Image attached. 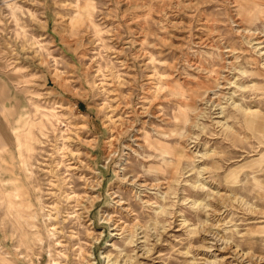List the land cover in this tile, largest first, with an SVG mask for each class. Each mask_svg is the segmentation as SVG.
Here are the masks:
<instances>
[{
  "label": "rangeland",
  "instance_id": "rangeland-1",
  "mask_svg": "<svg viewBox=\"0 0 264 264\" xmlns=\"http://www.w3.org/2000/svg\"><path fill=\"white\" fill-rule=\"evenodd\" d=\"M0 264H264V0H0Z\"/></svg>",
  "mask_w": 264,
  "mask_h": 264
},
{
  "label": "crops",
  "instance_id": "crops-1",
  "mask_svg": "<svg viewBox=\"0 0 264 264\" xmlns=\"http://www.w3.org/2000/svg\"><path fill=\"white\" fill-rule=\"evenodd\" d=\"M18 122H20V119L18 120ZM17 130H18V129H15V133H16V134H17ZM19 140H20V137L17 136V137H16V141H17V143H18V146H19Z\"/></svg>",
  "mask_w": 264,
  "mask_h": 264
},
{
  "label": "bare ground",
  "instance_id": "bare-ground-1",
  "mask_svg": "<svg viewBox=\"0 0 264 264\" xmlns=\"http://www.w3.org/2000/svg\"><path fill=\"white\" fill-rule=\"evenodd\" d=\"M211 234V233H210ZM237 258V257H236ZM215 263V262H214Z\"/></svg>",
  "mask_w": 264,
  "mask_h": 264
}]
</instances>
